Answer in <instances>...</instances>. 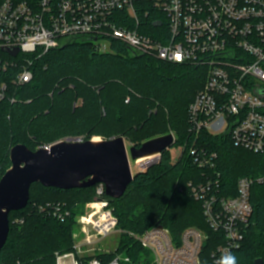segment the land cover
<instances>
[{
	"label": "trees",
	"instance_id": "trees-1",
	"mask_svg": "<svg viewBox=\"0 0 264 264\" xmlns=\"http://www.w3.org/2000/svg\"><path fill=\"white\" fill-rule=\"evenodd\" d=\"M149 26L155 30L152 22ZM0 58L11 62L7 69L0 67V81L8 84L7 97L0 103V180L11 167L10 152L18 144L36 151L64 138L91 140L97 135L122 136L140 148L147 140L174 133V146L184 147L177 161L171 148L164 149L158 162L135 174L122 197H107L118 218L120 240L115 251L95 256L109 262L120 253L129 259L123 264H154L150 251L133 234L163 226L179 240L194 227L207 236L201 264H216L213 255L226 241L222 232L210 227L190 184L218 179L216 192L234 197L239 178L264 173V153L235 146L229 134L202 130L196 137L192 132L189 108L205 83L202 67L138 54L118 41L112 42L110 51L100 52L89 37L41 56L12 58L0 50ZM26 58L32 61L33 78L15 86L12 79ZM191 147L216 152L215 169L194 163ZM95 190L96 186L62 190L34 183L27 207L9 215L0 264H56L57 253L73 252L77 213L94 200ZM251 203L244 240L232 252L237 264L264 260V185L252 187ZM48 204H61L70 215L60 221Z\"/></svg>",
	"mask_w": 264,
	"mask_h": 264
},
{
	"label": "built area",
	"instance_id": "built-area-1",
	"mask_svg": "<svg viewBox=\"0 0 264 264\" xmlns=\"http://www.w3.org/2000/svg\"><path fill=\"white\" fill-rule=\"evenodd\" d=\"M156 22L161 25L154 26ZM88 37L100 52L110 51L112 42L118 41L138 54L202 67L205 83L189 108L192 132L196 137L202 130L229 134L235 146L264 153V0H0V50L12 58L41 56ZM5 48H18L19 53L12 56ZM10 63L0 58L3 69ZM31 65L30 59L25 60L12 79L15 86L32 80ZM7 91L8 84L0 81V103ZM180 148L178 159L184 150ZM190 156L200 168L215 169L216 152L191 147ZM255 184L264 185V173L239 178L234 197L216 192L218 179L207 177L205 182L190 184L210 227L222 232L226 241L213 255L216 264L244 240ZM107 197L105 185H96L93 211L77 218L84 241L75 244L73 252L58 254L56 264L129 261L121 255L109 262L76 256L84 252L83 247L98 244L117 231L118 218ZM46 208L60 221L70 215L61 204ZM133 236L153 254L154 264H201L207 239L194 227L187 228L179 240L163 226Z\"/></svg>",
	"mask_w": 264,
	"mask_h": 264
},
{
	"label": "water",
	"instance_id": "water-1",
	"mask_svg": "<svg viewBox=\"0 0 264 264\" xmlns=\"http://www.w3.org/2000/svg\"><path fill=\"white\" fill-rule=\"evenodd\" d=\"M160 25V22L154 23V26ZM3 50L12 56L19 53L18 48ZM149 144L146 152L141 151L142 147H133L135 158L136 155L142 158L145 153L151 152L161 154L164 149L172 147L174 136L160 137ZM10 160L11 167L0 180V252L9 235V215L27 207L34 183L62 190L104 184L106 195L117 199L125 194L135 176L126 139L122 136L112 139H65L36 151L18 144L11 149ZM255 264H264V260L257 259Z\"/></svg>",
	"mask_w": 264,
	"mask_h": 264
},
{
	"label": "rangeland",
	"instance_id": "rangeland-1",
	"mask_svg": "<svg viewBox=\"0 0 264 264\" xmlns=\"http://www.w3.org/2000/svg\"><path fill=\"white\" fill-rule=\"evenodd\" d=\"M168 135H173L174 136V133H170ZM164 136H167V135H164ZM164 136H160V137H164ZM160 137H156V138H152L150 140H147L146 142H144L142 144V148H141V151L142 152H146L148 151V148L150 146H147V145H150L149 143H151L152 141L160 138ZM64 139H80V138H64ZM92 139H102L101 136H97V135H94L92 137ZM126 145H127V150H128V155H129V160H130V165H131V168H132V172L133 174H136L140 171H143L145 170L148 166L150 165H153L155 164L156 162H158V157H159V154H156L154 157H151L149 159H146L144 160L143 162H139V157H137L136 155V158L133 154V146L131 145L130 142H126ZM171 148V153H172V157H173V161H177L179 155H180V150L181 148L178 147L177 145L174 146V144L172 145ZM111 205V204H110ZM94 204H93V200L92 201H89L88 203H86L82 208V210H79L78 211V215H77V218L78 217H81V216H84L86 214H89L93 211L94 209ZM73 239L75 241V244H79V243H82L85 239V235L84 233L82 232L80 226L78 225V222H77V225L76 227L74 228V233H73ZM119 240H120V230L117 229V231H115L114 233H112L110 236L106 237L105 239H101L100 241H98V244H95V245H91V246H85L83 247L84 250H89L91 248H96V251H90L88 252V254L85 253V257L86 258H90V257H93L95 255H98L100 252L102 251H109V252H113L116 250L117 246H118V243H119ZM151 253V252H150ZM58 254H62V253H57L56 256ZM115 255H121L120 253H116ZM123 256V255H121ZM151 258L154 260V256L153 254L151 253Z\"/></svg>",
	"mask_w": 264,
	"mask_h": 264
},
{
	"label": "clouds",
	"instance_id": "clouds-1",
	"mask_svg": "<svg viewBox=\"0 0 264 264\" xmlns=\"http://www.w3.org/2000/svg\"><path fill=\"white\" fill-rule=\"evenodd\" d=\"M218 264H237V258L233 254L229 253L222 256L219 259Z\"/></svg>",
	"mask_w": 264,
	"mask_h": 264
},
{
	"label": "bare ground",
	"instance_id": "bare-ground-1",
	"mask_svg": "<svg viewBox=\"0 0 264 264\" xmlns=\"http://www.w3.org/2000/svg\"><path fill=\"white\" fill-rule=\"evenodd\" d=\"M155 155H156L155 152L145 153L144 156L139 159V162H143L144 160L154 157Z\"/></svg>",
	"mask_w": 264,
	"mask_h": 264
},
{
	"label": "crops",
	"instance_id": "crops-1",
	"mask_svg": "<svg viewBox=\"0 0 264 264\" xmlns=\"http://www.w3.org/2000/svg\"><path fill=\"white\" fill-rule=\"evenodd\" d=\"M83 251H84V252H83L82 254H80V255H76V256H77L78 258L85 257V256H84L85 253L88 254V252L93 251V250H92V248H91V249H89V250L87 249V250H83Z\"/></svg>",
	"mask_w": 264,
	"mask_h": 264
}]
</instances>
